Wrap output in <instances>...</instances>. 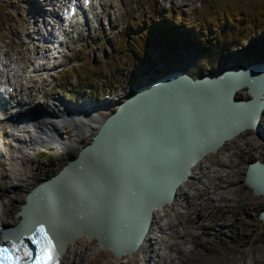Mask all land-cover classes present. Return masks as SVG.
Instances as JSON below:
<instances>
[{"label":"rangeland","instance_id":"rangeland-1","mask_svg":"<svg viewBox=\"0 0 264 264\" xmlns=\"http://www.w3.org/2000/svg\"><path fill=\"white\" fill-rule=\"evenodd\" d=\"M32 1L42 9H32L27 0H0V58L6 64L1 76L18 87L4 114L19 104L15 97L39 104L60 98L77 105L92 103L101 111L113 113L117 103L138 85L165 73L180 70L199 78L213 71L264 61V29L225 44L206 38L205 48L198 46L199 42L192 44L193 49L185 47L183 38L176 37L178 51L160 47L146 63L128 55L134 35L146 33L151 25L171 28L172 16L178 32L186 29L195 35L200 12L211 0H94L88 21L73 27L62 39L58 52L53 51L54 56L46 60L50 43L61 30V14L71 0H52L51 4L47 0ZM252 1L256 0L230 3L241 8ZM227 3L223 0L216 6ZM218 16L210 19L218 20ZM182 23L189 24V28ZM220 23L209 30L216 32ZM40 57L55 69L33 73L36 82H23L12 75L15 67L25 68ZM94 74L100 78L94 77L90 84L88 80ZM246 89L238 90L234 96L248 99ZM258 123L264 130V108ZM1 129L0 125V219L5 217L9 224L24 194L16 193L11 183ZM77 133L79 146L91 141L93 133L85 125ZM29 153L28 162L46 178L66 163L63 149L54 146L33 148ZM254 161L264 163V142L251 129L225 142L216 153L206 155L176 190L173 201L153 211L149 233L138 250L119 259L107 254V264H264V223L259 219L264 196H254L243 182L248 164Z\"/></svg>","mask_w":264,"mask_h":264},{"label":"water","instance_id":"water-1","mask_svg":"<svg viewBox=\"0 0 264 264\" xmlns=\"http://www.w3.org/2000/svg\"><path fill=\"white\" fill-rule=\"evenodd\" d=\"M242 87L246 100L234 97ZM263 108L264 61L199 78L176 70L138 85L76 156L24 194L13 221L0 228V244L10 247L8 237L21 251L22 238L34 250L28 237L43 224L58 239L59 253L81 234L96 237L118 259L137 251L153 211L173 201L206 155L247 129L264 142ZM243 182L254 196L264 195V163H249ZM67 217L86 220L72 236L62 229ZM259 219L264 223V210Z\"/></svg>","mask_w":264,"mask_h":264},{"label":"bare ground","instance_id":"bare-ground-1","mask_svg":"<svg viewBox=\"0 0 264 264\" xmlns=\"http://www.w3.org/2000/svg\"><path fill=\"white\" fill-rule=\"evenodd\" d=\"M27 2L32 6V9H42V5L37 6L32 0H27ZM47 3L51 4L52 0H47ZM30 18V20H33L32 16ZM243 88L247 87H242L240 89ZM18 102L23 104V108L16 115L11 112L9 114L5 113L6 115H1L0 125L2 128L1 130H3V137L6 139L4 150L7 156L5 159L9 164L11 183L14 185L16 193L21 194H25L29 188L47 179L41 173L42 171H38L37 167L28 162L31 154L29 153L30 149L33 150V148L37 147L48 149L49 146H54L58 149H63L65 161H67L76 156V152L78 153L85 145V143H83V145L79 146L77 139L80 138V135L77 133V130L79 132L82 131L85 125V129L93 133V137L98 131L100 123L112 114L101 111L100 107L97 108V106L92 103L77 105L75 103H67L61 98L53 101L49 100L45 104H39L36 101H32V99L25 103L24 101L21 103L22 99H20ZM26 110L27 112L25 114H21ZM79 122L83 126L80 125ZM71 153L74 154L71 155ZM81 198L82 195L79 194L75 199L78 206L83 204ZM77 217L81 219L84 218L82 215ZM69 218L70 217L63 219L62 223L65 236H72L73 231L86 221ZM5 225H8V223H6L4 217V219H0V228ZM70 239L71 240L64 243L59 253V264L108 263L107 254H111V249H104L97 245L95 243L96 237L88 239L86 235L81 234L73 236ZM150 239L151 237L145 241L149 242ZM143 241L144 239H142V242ZM98 248L102 250L98 251ZM126 255L129 256L130 254ZM131 255L133 254L131 253Z\"/></svg>","mask_w":264,"mask_h":264},{"label":"trees","instance_id":"trees-1","mask_svg":"<svg viewBox=\"0 0 264 264\" xmlns=\"http://www.w3.org/2000/svg\"><path fill=\"white\" fill-rule=\"evenodd\" d=\"M222 1L223 0H211L208 6L204 7L203 11L200 12V16L195 24V26L198 27V32L195 35L189 33L186 29L182 32H178L176 30L177 21L173 20L172 16L171 21L173 26L171 28H156L151 25L146 33H142L138 36L134 35V40L130 44L131 47L127 51L128 55L136 56L139 63H146L151 58V54H157L159 52L160 47L167 49V51H178V49L175 48L176 43L174 42L176 37L183 38V46L193 49L192 44H195V42H199L198 46H203L205 48L206 46L203 40L205 41L206 38L209 40L212 38L213 42L225 44L235 42L238 37L247 38L249 34L258 29L263 31L264 0L252 1L241 8L236 4H234V6L231 5V0H226L228 3L221 7L216 6ZM215 14H219L218 20H211V16ZM165 19H168V17H165ZM219 21H221V25L217 27L218 30L216 32H211L209 28L212 30ZM182 25L184 28H189V24L182 23ZM156 57L158 58V55H156ZM141 58L143 59L140 60ZM114 63L117 64V60H114ZM94 77L100 78L98 74H94L92 76L93 79L90 78L88 80V77L85 78L90 84H93Z\"/></svg>","mask_w":264,"mask_h":264},{"label":"snow or ice","instance_id":"snow-or-ice-1","mask_svg":"<svg viewBox=\"0 0 264 264\" xmlns=\"http://www.w3.org/2000/svg\"><path fill=\"white\" fill-rule=\"evenodd\" d=\"M72 11L75 12V9L73 8ZM28 238L35 249H28L24 245L25 250L21 257L16 254L19 251L17 243H13L8 237H3L10 247L0 244V264H59V242L54 235L50 234V229L40 224ZM19 244L23 245L22 238L19 239Z\"/></svg>","mask_w":264,"mask_h":264}]
</instances>
